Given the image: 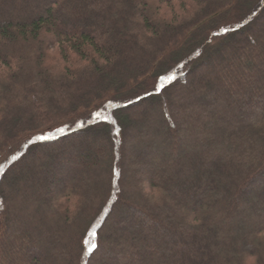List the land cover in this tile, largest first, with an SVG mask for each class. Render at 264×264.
I'll return each mask as SVG.
<instances>
[{"label":"trees","instance_id":"16d2710c","mask_svg":"<svg viewBox=\"0 0 264 264\" xmlns=\"http://www.w3.org/2000/svg\"><path fill=\"white\" fill-rule=\"evenodd\" d=\"M0 264H264V0H0Z\"/></svg>","mask_w":264,"mask_h":264},{"label":"snow or ice","instance_id":"6c2138e0","mask_svg":"<svg viewBox=\"0 0 264 264\" xmlns=\"http://www.w3.org/2000/svg\"><path fill=\"white\" fill-rule=\"evenodd\" d=\"M43 138H44V137H41V139H43ZM13 159H15V157H13ZM96 247H97V245L93 244V245L91 246V248L89 249V251H90V252L93 251Z\"/></svg>","mask_w":264,"mask_h":264}]
</instances>
